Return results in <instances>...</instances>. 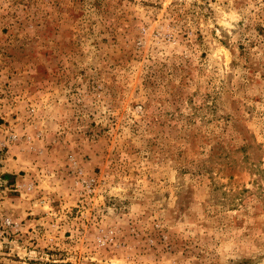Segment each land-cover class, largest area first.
I'll return each mask as SVG.
<instances>
[{"label": "rangeland", "instance_id": "obj_1", "mask_svg": "<svg viewBox=\"0 0 264 264\" xmlns=\"http://www.w3.org/2000/svg\"><path fill=\"white\" fill-rule=\"evenodd\" d=\"M0 264H264V0H0Z\"/></svg>", "mask_w": 264, "mask_h": 264}]
</instances>
